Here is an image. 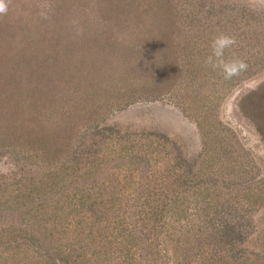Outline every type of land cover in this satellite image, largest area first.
<instances>
[{
    "label": "rangeland",
    "instance_id": "rangeland-1",
    "mask_svg": "<svg viewBox=\"0 0 264 264\" xmlns=\"http://www.w3.org/2000/svg\"><path fill=\"white\" fill-rule=\"evenodd\" d=\"M6 2L8 10L0 18H12L18 36L0 47L2 118L25 105L34 116L36 107L50 101L45 87L55 78L51 121L72 118L89 135L97 126L96 131L106 132L98 147L109 159H117L125 145L130 152L144 146L149 166L136 170L129 181L144 188L148 181L150 190L165 192L176 188L182 171L200 173L189 175L191 183L179 201L188 217L178 221L163 215L133 257H125L127 250L121 248L101 264H203L199 253L183 251L189 245L180 232L197 220L194 212L213 206L229 215L234 226L229 259L264 264V98L248 110L249 116L239 105L264 84V0ZM220 34L236 40L225 57L244 60L253 75L224 79L205 63ZM158 143L162 149L155 148ZM114 159L100 173L112 174L113 186H122L129 164L123 168ZM21 167L0 153V188L14 187ZM32 168L37 180L46 175L47 169ZM125 222L134 228L130 217ZM9 226L0 217V238L11 237ZM12 249L0 240V260Z\"/></svg>",
    "mask_w": 264,
    "mask_h": 264
},
{
    "label": "trees",
    "instance_id": "trees-1",
    "mask_svg": "<svg viewBox=\"0 0 264 264\" xmlns=\"http://www.w3.org/2000/svg\"><path fill=\"white\" fill-rule=\"evenodd\" d=\"M3 17L0 18V47H7V43H13L18 35L13 29V19ZM5 36L8 38L5 39ZM251 75L250 66L245 75L238 76L248 78ZM47 84L45 88L50 101L36 107L34 116L27 105L19 106L17 111L10 109L16 113L10 114L7 119L2 118L0 112V153L6 154L18 166L23 165L20 181H16L14 187L12 184L11 189L0 188V217L9 221L11 232L10 238L0 240L2 245L6 243L13 248L1 258L0 264H101L113 252L122 249L127 252L120 254L133 257L146 239L152 237L149 227L161 220L163 215L178 221L188 217L187 208L179 201L187 184L191 183L189 175L195 172L196 177H200L199 172L188 168L175 181L174 190L162 192L164 189L155 193L150 190L148 181L145 188L133 180L129 181V176L149 166L148 152L144 146L130 152L125 145L121 147L119 157L112 158L119 166L122 162L123 168L129 164L126 171L129 175L125 176V182L121 180L122 186H113L112 174L108 173L106 178L100 173L106 163L113 161L98 147L100 143H105L106 132L96 131L95 126L91 135L82 133L80 125H75L70 116L68 123L64 119L51 121L53 115L49 110L56 101L55 78L49 79ZM45 88H41V92H45ZM254 98L257 100L254 101ZM263 98L264 84L241 99L239 105L242 112L247 115L255 102L261 103ZM25 110H29L31 118L25 115ZM41 111L48 113L41 115ZM36 113L40 115L36 116ZM45 117L46 121L42 122L41 118ZM18 118L17 123H11ZM29 120L35 124H27ZM45 122L51 126L41 125ZM87 123L92 124L90 121ZM155 145L157 150L162 149L159 143ZM32 166L37 170L47 169L44 178L37 180L33 177ZM106 181H110L109 186ZM227 209L225 207L223 211H230ZM193 216L197 220H193L186 233L180 232L189 245L183 251L190 249L199 253L203 264H234L227 252L235 232L230 216L222 215V210L214 206L204 208L201 213L198 210ZM128 217L134 228H131L133 224L125 222ZM177 230L178 227L174 233H178ZM105 241L107 244L103 243ZM128 242L135 246L129 247Z\"/></svg>",
    "mask_w": 264,
    "mask_h": 264
},
{
    "label": "clouds",
    "instance_id": "clouds-1",
    "mask_svg": "<svg viewBox=\"0 0 264 264\" xmlns=\"http://www.w3.org/2000/svg\"><path fill=\"white\" fill-rule=\"evenodd\" d=\"M7 2L0 0V14H6ZM236 44L234 37L227 34L216 36L211 42V52L206 57L205 63L213 69H219L224 79H231L245 71L248 67L247 63L239 58L227 59L225 53Z\"/></svg>",
    "mask_w": 264,
    "mask_h": 264
}]
</instances>
